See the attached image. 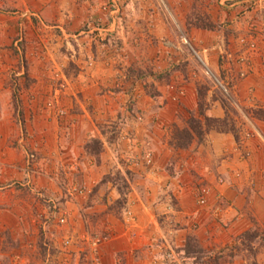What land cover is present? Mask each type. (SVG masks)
Segmentation results:
<instances>
[{
    "label": "crops",
    "instance_id": "0c3cea01",
    "mask_svg": "<svg viewBox=\"0 0 264 264\" xmlns=\"http://www.w3.org/2000/svg\"><path fill=\"white\" fill-rule=\"evenodd\" d=\"M104 1L2 0L7 5L5 11L0 10V120L18 118V104H34L36 112L47 110L44 114L50 116V109L43 105L52 103L58 80L64 78L68 88L60 99L67 105L66 117L73 125V121H83L82 130L65 131L54 122V130L49 132L54 135V151L60 150L62 156L71 153L65 160L54 159V186L60 181L57 163L68 168L70 183L66 186L73 180L71 168L77 169L81 164L87 169L79 180L87 186L83 195L61 200L65 191L54 189V202L61 200L70 213L66 235L73 234L69 250L75 255V264L77 256H81L80 247L85 246L80 237L93 224H98L103 232L101 264H264V118L255 114L256 109L264 108V34L255 29V22L248 20L249 12L245 11L248 5L262 0L126 1L124 23L118 29L120 54L116 58L119 63L126 61L121 63L125 69L130 66L127 70L133 72L139 58L146 55L152 58L147 66L154 61L158 70L166 72L173 63L169 54H174L167 41L177 53L184 52L181 42L170 41L178 28L181 40L187 39L193 45L203 65L211 72H223L230 85L231 103L236 110L232 117L234 129L212 127L203 140L195 137L186 147L175 145L174 131L187 126L192 115L197 116L199 100L193 81L182 84L185 94L178 100L172 98V82L157 83L159 93L147 95L144 102L139 98L142 92L137 77H130L131 81L121 88L123 92L113 96L119 85L110 72L123 70L101 64V56L113 55V49L105 51L99 47L97 68L86 64L88 55L95 57V50L79 52L73 61L78 65L77 72L75 65L71 67V60L60 45L69 36V43H73L89 16L103 13L100 4ZM16 2L25 7L21 15L14 10ZM28 9L36 17L27 15ZM205 21L213 26L205 27ZM19 35L26 41L24 55L23 49L15 47ZM79 38V44L90 43L88 34ZM252 39L255 49L247 47ZM241 55L246 56L244 61L240 60ZM24 58L28 59V66L22 64ZM243 70L248 72L245 77L240 75ZM13 74L19 77L18 83ZM78 87L83 89L80 95L75 92ZM123 98L140 103L138 116L145 119L141 123L142 135L132 132L128 136L117 129L116 135L109 138V131L102 127L115 118L117 111L107 105L117 101L119 108ZM24 110L27 114L28 109ZM227 113L223 101L208 97L207 115L221 119ZM96 122L101 123L99 128ZM70 132L85 141L99 138L97 156L83 154L79 160L75 155L81 144L73 140L70 151L65 152ZM14 134L17 132L13 133L11 127L0 128V137L4 136V141L11 142L14 148L10 151L12 157L23 153L12 139ZM0 143L2 146L3 140ZM5 151L7 148H0V168L7 162ZM147 153L151 154L150 163L142 159ZM123 167L130 169L132 177L121 211L116 213L110 204L121 196V191L108 174ZM42 170L46 176L52 171L43 163ZM202 185L209 187L205 206L197 203ZM216 207L221 209L218 215Z\"/></svg>",
    "mask_w": 264,
    "mask_h": 264
},
{
    "label": "rangeland",
    "instance_id": "374dc122",
    "mask_svg": "<svg viewBox=\"0 0 264 264\" xmlns=\"http://www.w3.org/2000/svg\"><path fill=\"white\" fill-rule=\"evenodd\" d=\"M7 1L8 0H6V2ZM114 1H116L119 5L120 10L112 13V4ZM126 1L129 0H105L100 4V8L103 13H94L89 16V21L86 22L79 30L82 31L81 35L88 34L89 40L87 41L90 42L88 45H83L82 41L79 44L80 34H76L74 37L75 41H72L73 43H69L70 36L65 40V42H62L60 47H62L63 51L66 52L68 58L71 60V67L73 68L75 65L76 69L74 70L77 72L78 65H76L73 61H75L74 59L77 58L76 55H78L79 52H84V54H86V50H88L87 53L95 50L97 51L95 57L88 55V58H86V64L87 67H89V64L90 67L94 66V68H97L95 63L100 62V57L98 58L99 47L101 49L104 48V50L108 48L112 51L113 49V55L110 56V54L107 53L106 55L101 56V64L104 63L105 65H112L114 68L118 66L119 70H123L122 72L117 71L116 73H114V71L110 72V77H112L113 74L114 79L117 81L116 83L119 85V90L113 93V96L120 94L118 92L123 90L121 88L127 85V82L131 81L130 77H137L138 82L140 83V92H142V95L139 98L140 100L143 99L142 101L144 102L146 101L145 99L147 98V95L151 97L159 93V85L157 83L172 82V84L175 85V88H171L170 86L169 89L171 91L173 90V97L175 93L176 95L178 94L176 91L180 88H183L184 90L186 89V87L182 86V84L193 81V85L197 88L199 100L195 112L197 116L199 115L200 110L206 111L207 99L209 97L225 102V106L230 117H233L235 115L234 112L236 111L231 103L233 95L230 91L228 81L224 78V73L221 71L217 73L211 72L205 65H203V62L195 52L193 45L191 46V43L188 40L187 42L181 40L182 34L178 31V28L170 41L173 40L175 42H181V45H183L182 49H184L183 53H177V49H171V47L174 46H167L164 43V40H162L163 45L167 46L168 49L174 52V54H169L173 57V63L166 72L160 71V69L158 70L154 61H151L147 66L146 62L148 63V61L152 60V58L149 56L146 57V55L141 57V59L139 58V65L135 66L136 68H133L135 69L133 72H130V69L127 70L130 66L125 69L121 64L126 61H121V63H119V60L116 59L117 54H120L118 51V48H120L118 29L124 23L123 18L125 16ZM6 2L2 4V0H0V10H6ZM106 5H110L111 10L106 8ZM24 9L25 7H23L22 4L16 2L14 10L17 11L18 14L21 15V12H23ZM11 10L13 9L11 8ZM28 10L27 15L36 17L34 13H31L32 10ZM245 11L249 12L246 14L248 20L250 22H255V29L264 34V0L260 3H253L252 6L248 5ZM89 23L93 28L99 23H103L104 25L107 24V29L102 30L101 34H99V31L92 32L88 26ZM108 24L110 26H108ZM249 25L250 26L247 29L251 30V23ZM248 33H250V31ZM47 37L49 38V36ZM52 40L53 39L51 38L50 42ZM61 41H63V38ZM25 44L26 41L20 39L19 35L16 39L15 47H18L21 50L23 49V55L26 54ZM23 46L25 47L23 48ZM83 46L85 47L83 48ZM43 47L45 48L44 44ZM77 48L80 50H77ZM70 53H72L73 56ZM88 60L91 61L88 63ZM174 60L176 62H174ZM22 64L28 66V59L24 58ZM240 75L245 77L248 75V72L243 70V72H240ZM12 78L16 81L15 83H18V76L13 74ZM119 80L121 82H119ZM182 80L185 82L182 83ZM223 86H225L227 90H225ZM67 88V81L64 80V78L58 80L57 91L54 90L55 99H52V103L47 102V104L43 105L44 109H50V116L44 114L47 110L45 112H36L34 104H18L15 105L17 111L21 110L18 118L5 121L0 120V128L11 127L13 128V133L17 132V135L14 134L12 139L15 140L16 143L23 149V153L20 155H16V153H14V157H12L11 152H13L14 148H11V142L6 143L4 141L5 137H0V142L3 140L2 146L0 143V148H7V152L5 151L3 154V157L5 158L4 161H7L6 165H2L0 168V179L5 175L2 181L0 180V241H3L2 244L0 243V264H45L46 260L49 258L51 259L50 264H60L61 260L63 262L64 259L69 260L68 264H75V255L73 256V252L66 255L62 249L63 241H65L66 238L72 237L73 234L72 236L71 233L66 235L67 227L70 222V213L60 202H62L61 200H64L65 198L70 200L76 195H83L75 194L71 196L68 190L71 187L73 188V186H83L84 193L87 192V186L83 185L84 183L79 181L84 178V173L87 169L83 167L81 168V164L77 165V169L71 168L74 173L73 180L70 186H66L70 183V181L68 182V175H66V171L67 173L69 172L68 168H66L62 162H59V164L57 163L55 165L57 166L56 172L57 174L63 176L65 180L63 181V179L58 175L60 181H58L59 183L54 186V159H64L68 157V155L70 156L71 153H65L66 156H62L63 153L60 152V150L54 151V135L49 133L54 130V122H57L65 131L68 128H74L73 130H75V128L82 130L84 127L82 120L73 121L75 122V125H73L72 121H68L66 117L69 114L66 109L67 105H63L61 103L60 97L62 93L67 90ZM82 90L83 89L81 87H78L75 89V92L79 91L78 95H80ZM47 92L49 93V91ZM179 98L180 97H178L177 100ZM118 103L117 101H112L110 105H107L115 108L114 112H117L114 114L115 118H110L108 122L104 123V127H102V129H107L109 131V138H113L116 135L115 130L117 129L120 131L122 130L124 135L128 136L132 132L136 135H142L143 129L141 123H144L145 119L144 116L142 119L141 116H138L141 114L140 109L138 108L140 103L129 98H123L119 108ZM24 109H28L27 114ZM137 109L139 110V114ZM80 110L82 113L83 111L81 107ZM245 110L249 109L246 108ZM55 111L56 113L60 112V114L55 116L53 113ZM189 120L190 118L186 122L187 124L189 123ZM100 124L101 123L96 122V128L97 125L99 128ZM66 138H68L69 143H67L68 147L63 149L65 152L70 151L71 140H73L74 143L81 144L79 148H76L77 152L75 155V157L79 160L83 159V154H85V156H97L100 150L101 141L97 137H93L90 140L85 141L84 139L82 140L81 135L77 134V136H75V134L70 132V137L67 135ZM33 154L34 157L32 156ZM144 157L145 156L143 155L142 159L145 162ZM29 159H31L30 163L28 162ZM39 161H41L40 164ZM42 163L44 164V167L52 169V171L48 173L49 175H47L49 179L46 175H43L44 171L42 170ZM66 164L67 163H65V165ZM127 166L130 165L127 163ZM18 174H21V176H17ZM131 177V171L126 167H123V169H113L108 174V178H111L110 180L116 182L119 190L121 191V196L117 198L116 201H112L110 204V209H112L113 212L118 213L121 211ZM95 188L97 190L98 185H96ZM54 189H58L59 191L62 189V191H65L66 193H63L60 202H55L57 205V211L65 212V215L67 216V222L64 224L58 223L57 217L51 214L54 209ZM86 226L87 228L89 227L87 222ZM86 232L91 235H97L101 238L103 235V232L99 231L98 224H93V226H91V230L86 229ZM6 242L7 244H5ZM80 248H82L79 250L81 256H77V263L90 264V262L86 259L84 247ZM79 258L80 260L78 262Z\"/></svg>",
    "mask_w": 264,
    "mask_h": 264
},
{
    "label": "built area",
    "instance_id": "2783aa9c",
    "mask_svg": "<svg viewBox=\"0 0 264 264\" xmlns=\"http://www.w3.org/2000/svg\"><path fill=\"white\" fill-rule=\"evenodd\" d=\"M112 6H113L112 7L113 8L112 10H111V6L110 5H106V8H108L109 10H111L112 13H115V12H117V11L120 10L119 5L116 3V1L113 2ZM114 22H115V20H114ZM88 26L90 27V30L92 32L99 31V34L102 33V30H106L107 29L106 28L107 24L104 25L103 23L96 24L94 26V28L91 27L92 25L90 23L88 24ZM108 26H110V25L108 24ZM184 41L187 42V39H184ZM166 44L168 46H172L173 45L171 42H168V41H167ZM247 47H249L251 49H255V47H256L255 41H253V39H252V41L247 42ZM245 59H246V56L245 55H241L240 56V60L244 61ZM171 88H175V85L174 84H171ZM223 88L225 90H227L225 86H223ZM176 92L178 94L176 95V93H175L174 96L172 97L174 100H177V98L180 95H184L185 94V90L183 88H180ZM32 156L34 157V154ZM144 158H145V161L147 163H150L151 162V154L150 153L145 154V157ZM28 162L30 163L31 162V159H29ZM68 192H69V194L71 196H73L75 194H83L84 193V187L83 186L82 187L73 186V188L71 187L68 190ZM208 194H209V187L206 186V185H202L199 188V191L197 192V203L200 206L207 205V203H208ZM220 210H221L220 207H216L215 208V213L218 215L220 213ZM51 214H53L55 217H57V222L58 223L64 224V223L67 222V216L65 215V212H58L57 211V205L55 204V202H54V209L51 212ZM80 239L83 240L84 243H85V246H84L85 256H86V259L90 262V264H101L102 263V255H101L100 248H101V244L103 242V239L101 237H98L97 235H91V234H88V233L83 234L80 237ZM72 243H73L72 237L66 238L65 241H63V247H62V249L64 250L63 251L64 254L68 255V253H70L71 250H69V249H70V246H71ZM50 260H51L50 258L47 259L46 262H45V264H50ZM68 262H69L68 259H64L63 262L61 260V263L60 264H68Z\"/></svg>",
    "mask_w": 264,
    "mask_h": 264
},
{
    "label": "trees",
    "instance_id": "16d2710c",
    "mask_svg": "<svg viewBox=\"0 0 264 264\" xmlns=\"http://www.w3.org/2000/svg\"><path fill=\"white\" fill-rule=\"evenodd\" d=\"M204 26L212 27L213 25L205 21ZM255 114L264 118V108L261 107L256 109ZM212 127H217L224 130H232L234 129L232 117H230L229 113H227L225 118L219 119L207 115L206 111L200 110L198 116L192 115L190 117L187 126L183 128L178 127L174 131L175 145L179 147H186L193 141L195 137L203 140L206 132Z\"/></svg>",
    "mask_w": 264,
    "mask_h": 264
}]
</instances>
